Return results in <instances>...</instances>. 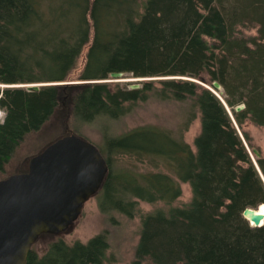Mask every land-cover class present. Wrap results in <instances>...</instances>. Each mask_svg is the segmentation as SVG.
<instances>
[{"label":"trees","instance_id":"obj_1","mask_svg":"<svg viewBox=\"0 0 264 264\" xmlns=\"http://www.w3.org/2000/svg\"><path fill=\"white\" fill-rule=\"evenodd\" d=\"M245 27L257 35H244ZM87 46L82 81L115 72L157 79L136 89L59 84ZM195 80L220 83L240 128L247 119L264 126V0H0V84L9 86L0 89V172L63 99L84 122L123 117L153 93L192 99L201 115L196 152L155 126L96 146L109 166L99 208L133 218L140 201L171 204L181 196L180 181L189 183V205L142 217L129 264H264V226L243 217L264 204V180L221 99ZM35 83L50 84L39 91L13 86ZM238 105L245 108L237 112ZM123 154L166 161L173 171L120 169L113 159ZM256 160L264 176V158ZM109 248L105 233L87 243L59 239L43 255L32 246L26 264H107Z\"/></svg>","mask_w":264,"mask_h":264},{"label":"rangeland","instance_id":"obj_2","mask_svg":"<svg viewBox=\"0 0 264 264\" xmlns=\"http://www.w3.org/2000/svg\"><path fill=\"white\" fill-rule=\"evenodd\" d=\"M240 30L246 36L257 35L256 28L245 27ZM209 41L212 42V40ZM87 51L88 46L84 49L76 68L72 71L68 80L59 84L81 85L111 81V77L103 81L81 80L80 76L86 64ZM149 79L157 78H136L132 74L126 73L121 81L107 83H111L112 85L119 83L122 87L132 88L133 86L140 87L141 81ZM35 84L47 85L50 83ZM24 85L28 84L13 86L20 87ZM219 93L221 94L220 91ZM129 107L130 112L118 119L101 116L92 122H84L74 116L72 106L67 102V98L63 99L48 121L39 130L25 137L6 165L5 170L0 172V181L11 176L27 173L33 157L40 154L58 139L70 134H75L104 149L106 138L118 137L145 126H155L171 131L177 138L182 137L183 141L191 147L192 151L196 152L195 139L201 132V115L199 109L193 106L192 99L185 101H177L172 98L161 99L157 93H153L147 101H138L130 104ZM192 114H194V118L189 122ZM2 117V112H0V120ZM235 127L250 151L257 150L260 153V157L264 158V126H258L251 119H247L241 128L238 125H235ZM186 128L187 130H185ZM245 133L248 135L249 141L246 140ZM252 156L257 159L254 153H252ZM113 160L120 169L130 167L141 173L158 171L169 173L173 171L168 162L154 161L149 157L140 162L141 158L138 155L128 156L123 154L115 157ZM180 187L181 196L171 204L165 202L152 204L140 201L138 213L133 218H128L116 211L102 212L98 202L99 193H97L84 203L79 219L70 228L57 235L48 233L40 235L34 243L33 248L40 255H43L47 251L48 246L59 239L64 240L70 245L76 241L87 243L94 236L105 233L110 244L106 256L107 264H129L134 259L135 249L140 239L143 216L159 210L169 211L172 207H184L191 203L193 192L190 184L180 181Z\"/></svg>","mask_w":264,"mask_h":264},{"label":"water","instance_id":"obj_3","mask_svg":"<svg viewBox=\"0 0 264 264\" xmlns=\"http://www.w3.org/2000/svg\"><path fill=\"white\" fill-rule=\"evenodd\" d=\"M124 73L110 75L111 81H121ZM181 79V77H178ZM192 80V79H191ZM213 91L236 121L227 104L216 92L224 90L215 81ZM43 84H28L29 91H39ZM8 87L0 84V88ZM139 88L133 86L132 89ZM245 106H238L241 111ZM237 127V126H236ZM249 153L259 158L257 150ZM253 162L262 179L264 176L256 159ZM109 166L99 149L75 134L64 136L31 159L29 171L0 181V264H26L28 253L40 235H57L72 226L81 215L84 203L103 186ZM247 208L243 217L261 227L264 215Z\"/></svg>","mask_w":264,"mask_h":264},{"label":"bare ground","instance_id":"obj_4","mask_svg":"<svg viewBox=\"0 0 264 264\" xmlns=\"http://www.w3.org/2000/svg\"><path fill=\"white\" fill-rule=\"evenodd\" d=\"M122 83V82H121ZM9 87V86H8ZM213 92V91H212ZM221 92V91H220ZM218 95H220V97L222 98V94H220L219 93V91L218 92H216ZM239 106V105H238ZM236 109V108H235ZM1 111V110H0ZM253 160V159H252ZM257 212L258 213H260V214H262V215H264V204H262V205H260L259 207H258V209H257ZM250 223V225H251V227H254L255 225H254V223L253 222H249ZM261 225H263L264 226V219L262 220V222H261Z\"/></svg>","mask_w":264,"mask_h":264}]
</instances>
